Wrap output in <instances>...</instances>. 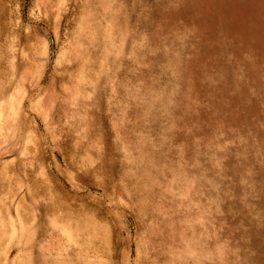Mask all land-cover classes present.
Here are the masks:
<instances>
[{"label":"rangeland","instance_id":"374dc122","mask_svg":"<svg viewBox=\"0 0 264 264\" xmlns=\"http://www.w3.org/2000/svg\"><path fill=\"white\" fill-rule=\"evenodd\" d=\"M0 264H264V0H0Z\"/></svg>","mask_w":264,"mask_h":264}]
</instances>
